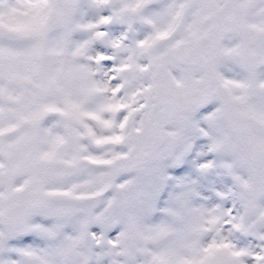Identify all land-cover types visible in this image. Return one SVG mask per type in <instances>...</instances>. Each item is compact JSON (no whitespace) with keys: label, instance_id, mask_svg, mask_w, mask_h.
<instances>
[{"label":"snow or ice","instance_id":"6c2138e0","mask_svg":"<svg viewBox=\"0 0 264 264\" xmlns=\"http://www.w3.org/2000/svg\"><path fill=\"white\" fill-rule=\"evenodd\" d=\"M0 264H264V0H0Z\"/></svg>","mask_w":264,"mask_h":264}]
</instances>
